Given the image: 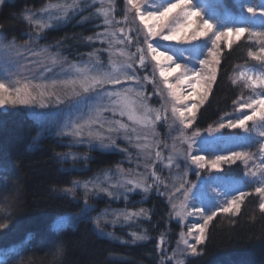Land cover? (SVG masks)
<instances>
[{
	"label": "snow or ice",
	"instance_id": "obj_1",
	"mask_svg": "<svg viewBox=\"0 0 264 264\" xmlns=\"http://www.w3.org/2000/svg\"><path fill=\"white\" fill-rule=\"evenodd\" d=\"M97 2L98 0H73L72 3L50 4L40 12L29 13L27 19L31 21L33 17H41L36 19L35 28H52L54 24L76 18ZM4 3L5 0H0V5ZM99 3L103 4V0H99ZM114 11V0H110L107 7L96 8L94 14L102 18L103 30L96 31L94 36L86 39L90 45L107 46L103 49L107 53L106 61L101 59V49L98 48L84 54L86 59L70 62L67 57H61L59 52L48 54V48L40 49L39 52L30 51L29 46L25 45V51H30L32 56L40 57L41 53L48 55L36 60L20 55L24 62L19 65L18 71L11 73V83L0 79V109H29L34 116L39 117L44 115L41 110L52 109L57 117L61 114L64 117L53 122L52 134L57 138H69V146L87 145L90 150L108 148L127 152V148L120 147V142H135V147L144 153L146 165L148 162L161 160L162 152L159 150L155 130L162 120L169 119L170 111V117L177 125L179 135L176 140L179 147L176 143L171 145L172 155L166 157L170 162L168 167L172 166L171 161L176 158L189 169L194 166L195 174L203 176L205 173L222 172L225 166L242 163L248 169L246 175L255 178L259 186L254 188V192L239 191L210 214L197 204L199 183L188 179L187 171L177 175L176 183L169 189L172 198L179 201L171 203L176 218L193 216L203 221L192 223L187 233L179 234L177 247L182 244L184 251L194 257L200 254L198 247L205 243L208 226L218 214L239 215L242 204L251 195L259 198V209L264 213V131L259 132V139L256 141L259 143V164L256 163V153L247 150H230L226 154L211 156L200 154L202 149L197 137L201 133L197 131L191 136L187 134L188 130L193 129L200 108L217 84L222 63V46L226 45L231 49L234 43L246 38L259 45L257 51L248 53L249 56L264 66V30H254L248 26H221L207 16L202 6L194 0H169L162 7H153L147 0H126L123 5L124 19L120 21L116 20ZM246 11L253 17L264 16V8L258 10L247 6ZM129 13L133 21L139 22L134 30L113 27L127 23ZM83 19L87 20L88 17ZM39 38L37 33V39ZM199 41H205L207 47L204 51L197 49L196 56L177 57L170 46V42L192 45ZM0 50L18 51L15 40L6 37L2 31ZM141 71L144 72L143 75ZM144 82L154 86L152 95L160 97L158 102L162 101L161 108L154 109L148 103L151 95L145 94ZM232 82L253 92L256 89L261 91L247 99L241 96L234 101L235 111L239 115L234 118L229 115L218 124L216 131L239 129L251 134V126L264 127V72L255 75L240 71ZM208 130L212 131L211 128ZM69 156L73 160L87 159L86 156L68 153L61 158L67 160ZM250 162L252 167L249 166ZM116 174L120 178L114 184L102 186L108 179L105 174L104 182H94L95 178L83 184L72 181L73 187L65 188L64 191L74 194L76 188L83 187L85 196L81 215L88 216L95 211L87 203L89 191L96 190L113 199H127L136 190L148 193L153 188V185L146 182L147 178L129 179L121 168H117ZM152 176L156 184H164L155 175L154 169ZM89 184H93V189H89ZM213 191L219 196L227 195L217 189ZM107 216L108 213L105 212L95 219L94 224L99 227L102 223H115V220H108ZM113 216L116 219L122 216L125 221L139 217L150 219L145 209L134 212L121 210L113 212ZM74 219L75 217L69 216L67 221L71 223ZM6 227V224L0 225V228ZM100 234L111 235L103 232ZM133 235L136 240L148 239L135 233ZM164 243L161 237L159 245L163 246ZM164 255L167 256V253ZM161 264H164L163 259ZM177 264H184V261H178Z\"/></svg>",
	"mask_w": 264,
	"mask_h": 264
},
{
	"label": "trees",
	"instance_id": "obj_2",
	"mask_svg": "<svg viewBox=\"0 0 264 264\" xmlns=\"http://www.w3.org/2000/svg\"><path fill=\"white\" fill-rule=\"evenodd\" d=\"M70 1L7 0L0 8V25H3L0 31L9 39L26 41L31 29L27 19L30 12L37 13L47 5ZM221 3L220 11L233 18L243 7L258 9L261 6L260 0H221ZM124 4L119 0L114 2L117 20L119 17L124 19ZM100 7H107L106 3L97 2L72 21L60 23L45 33L63 46L62 52L68 58L74 55L73 50L79 52L82 44H88L84 51L101 49L100 57L106 61L107 53L103 51L106 45L86 42L87 37L103 30L102 18L94 14ZM84 17L88 19L84 20ZM129 17L127 23L113 27L134 30L136 23ZM81 20L83 22H78ZM256 48V44L244 38L231 49L224 50L217 84L200 108L194 124L196 129L205 130L218 122L235 110L234 101L247 95L248 88L232 81L241 68L257 67L248 54ZM152 86L147 85L146 89ZM41 129V121L26 109L0 110V225H7L0 228V263L161 264L163 259L166 264L164 253L171 254L177 247L181 229L172 219L166 199L157 194L139 205L147 210L150 219L143 217L138 223L133 224L130 220L125 224L122 216L120 219L112 216L123 203L107 198L100 205H95L96 200L89 202L95 211L80 217L74 225L62 226L69 216L81 215L83 207L81 199L64 189L73 187L72 181L85 182L95 177L102 181L104 173L114 169L124 156L113 151H96L87 161L89 169L83 170L81 165L65 163L61 158L69 149L76 150L69 146V139L47 133L39 139ZM159 133L163 134L161 130ZM131 157L134 158L133 151ZM229 168L230 172L239 175L244 172L241 163ZM105 212L107 219L115 220V223L110 226L102 223L97 227L95 219ZM101 232L111 235L102 236ZM133 233L148 239L136 240ZM161 237L165 241L163 246L159 245ZM198 251L199 255L186 257L184 264H264V213L259 209V198L248 196L239 215L218 214L209 224L207 239Z\"/></svg>",
	"mask_w": 264,
	"mask_h": 264
},
{
	"label": "rangeland",
	"instance_id": "obj_3",
	"mask_svg": "<svg viewBox=\"0 0 264 264\" xmlns=\"http://www.w3.org/2000/svg\"><path fill=\"white\" fill-rule=\"evenodd\" d=\"M7 1V0H5ZM67 2V1H64ZM73 0L70 1L72 3ZM110 0H103V5L106 3V6ZM115 4L116 2L118 3V0H114ZM126 0H119V3H124ZM169 2V0H147V3L152 5L153 7H162L166 5ZM174 2V0H173ZM196 4H200L199 6H202L203 10L206 12L207 16L213 18L215 21H217L221 26H248L251 27L254 30H264V16L257 15L253 17L251 14L248 12H244L246 8H241L240 13L238 16L235 18L230 17V15L226 12L220 11V8L222 6L221 0H199L196 1L194 0ZM261 6L258 8L262 9L264 8V0H260ZM99 3V0H98ZM2 5H0L1 8ZM118 7V5H116ZM32 13V12H30ZM130 16V20L133 21L132 15ZM36 19H41V17H33V19L30 22V34L28 35L26 41H15L16 42V48L17 52H8L5 50H0V79H3L6 83H11L12 76L11 73L13 71H18L19 70V65L22 64L24 61L20 59V55H27L29 60H36L43 58L44 55L48 54H56L57 52L60 53L61 57H66L63 52L62 48L63 46L59 45L57 42H55V38L53 37H48V35L45 33L48 30H53L56 27L60 26L58 25H53L52 28H47V29H42L38 30L35 28V21ZM117 20V19H116ZM122 20L121 17H119L118 21ZM72 21V19L64 22L66 24L67 22ZM136 26H138V21H134ZM241 22V23H239ZM63 25V23H61ZM37 33H39L40 38L37 39ZM8 41L6 40L5 43ZM28 45L30 48V51H37L39 52L40 49L43 48H48L49 53L44 54L41 53L40 57L32 56L30 54V51H25L24 46ZM70 45V43H68ZM88 44H82L79 48V52H76L73 50V56L70 58L67 57L68 61L70 62H77L81 59H86L87 57L84 55L86 53H89V51H84L85 48H87ZM171 50L174 55L177 57L183 58L189 55L196 56L198 53L196 52L197 49L204 51L207 47V44L205 41H199V42H194L192 45H177L175 42H170ZM257 48L256 51L258 50L259 45L256 44ZM223 52L224 50H227V46L223 45ZM68 48V47H67ZM79 55V56H78ZM78 56V58H77ZM253 59V58H252ZM254 60V59H253ZM257 67H243L241 68L236 74L235 77L238 75L240 71H244L246 73H251L255 75H259L262 72H264V66L261 65V62L256 61ZM263 67V68H261ZM142 75V74H141ZM151 79V76H149ZM158 79V78H157ZM147 85H150V83L144 82V88L143 90L145 91L146 95H151V99L148 101V103L154 108H161V102L160 97L156 95H152L153 93V87H150L148 90L146 89ZM261 89H256L255 92L249 89V92L247 95L243 98L247 99L249 97L254 96L255 94L259 93ZM0 110H8V109H0ZM15 110V109H13ZM27 111L31 112V110L26 109ZM41 112L44 114L43 117H38V119L41 121V133L40 137L45 136L46 133L47 135H53L52 134V127H53V122L56 120L60 119L62 120L63 114H61L59 117H57L54 113V110L52 109H45L41 110ZM162 111V115H163ZM169 119L167 121H161L157 127H156V134H157V142L160 144V151L162 152V157L161 160L156 161L154 160L153 162H148L146 165L145 159H144V153L137 149L135 147V142L133 144H127L126 142H120V147L121 148H127V152H120V151H113V152H118L121 153L124 157L120 161L118 165L115 166L114 169L107 171L104 173L102 181L97 180V178L94 180L96 181H101L104 182L106 180V175L107 174V181L106 183L102 184V186H107V184H114L120 177L116 174L117 168L123 169L127 174V178L129 179H136V178H147L146 182L148 184L153 185V188L150 192L144 193L140 190H136L130 197L127 199H113L105 195L104 193H98L96 190L89 191L88 193V200L87 203L89 204L93 202V200H96L97 202L95 205H100L102 204L105 199L109 198L110 200H113L114 202H122L123 206H119L117 210L114 212H119L121 210L125 211H139L142 209L139 207V205L146 200H149L151 198L152 194H157L161 198L166 199V202L168 203L171 213H172V219L177 222L180 225V233L184 232L187 233L189 227L191 226L192 223L197 222H203L202 220L199 219V217H193V216H188L184 219H178L175 217L174 212L171 209V203L172 202H177L172 198V193L169 191V189H172V186L174 183H176V176L179 175L182 172L187 171L188 172V179H190L193 183H199V189H198V195L199 199L197 200V204L199 206L204 207L205 212L207 214H210L211 211L216 210L218 207L223 206L225 203L226 199H231L232 195L237 194L241 190L245 191H252L254 192V188L256 186H259V182L255 180V178H252L248 175H246L248 169H246L243 165V174L239 175L233 172H230L229 166H225L223 168L222 172H211L210 174L205 173L203 176H197L194 172V166L192 169H189L188 167L185 166V164L180 163V161L176 158H174L171 161V167H168L169 161L166 159L169 155H172L171 151V145L173 143H176L177 146L179 147V142L176 140V137L179 135L177 131V125L173 122V120L170 117V111L168 112ZM232 116L233 118L238 116L239 113L237 111H233L225 116H223L218 122L214 123L210 127H208L205 130H198L193 126V129L188 130L187 134L189 136L193 135L195 132H200L201 135L197 137V140L199 142V147L202 149V152L200 154H205V155H213V154H226L230 150H247L251 151L253 153H256L257 155V160L256 163L259 164V143L256 141L259 139V132L264 131V127H257V126H251V134H246L242 130H228L224 129L222 131H216V128L219 123L223 122L224 119H226L228 116ZM125 122L126 118H125ZM162 128V129H161ZM211 128L212 131H209L208 129ZM160 130L162 131V135L159 133ZM62 139H66L62 138ZM69 139V138H67ZM70 141V139H69ZM143 142V141H141ZM71 144V141H70ZM167 146V147H166ZM75 148L77 151H80L79 149L85 150L84 152H74L76 150L74 149H69L68 154H75L77 156H86V160H80L76 159L73 160L71 159V156L67 160H65V163L67 161H70V163H74L75 166L83 167L84 169H89V164L87 161L90 158L94 157V153L96 151H112L111 149L108 148H93L89 149L87 145H76L72 146ZM131 151H133L134 158L131 157ZM65 153V154H66ZM92 156V157H91ZM240 163V162H238ZM179 164V167L177 165ZM81 165V166H80ZM237 165V164H236ZM235 166V165H232ZM250 167H252V164L250 162ZM152 169L155 170V175L159 176L164 184L159 185L156 184L155 178L152 176ZM253 170H256L253 168ZM238 172H240V169L238 168ZM81 184L84 182L81 181ZM167 186V187H165ZM89 189H93V184H89ZM157 189H159V192H157ZM213 189H217L219 192L226 193V196H219L217 192H214ZM111 191H115L114 189L109 188ZM73 194V193H72ZM140 195L139 197H136L135 195ZM74 195L81 199L83 201L84 196H85V190L83 187H78L75 189ZM137 195V196H138ZM77 198V199H78ZM113 216V215H112ZM80 217H83L82 215H77L75 216L74 221L71 223H68L67 219L64 220L65 225H74ZM62 218V217H61ZM114 218V217H113ZM119 217L118 219H120ZM115 219V218H114ZM143 217H139L136 220H132L133 224L138 223L140 220H142ZM123 222L126 224L129 221H125L123 218ZM111 223H107L105 226L109 225ZM103 226L102 229L105 231L106 227ZM191 242V241H190ZM175 252V256H173V253ZM189 255L184 251V246L182 244L179 245V247H176L171 254H168L166 257V264H177L178 261H183L186 257ZM169 258H171L169 260ZM1 262V261H0ZM1 264V263H0Z\"/></svg>",
	"mask_w": 264,
	"mask_h": 264
}]
</instances>
